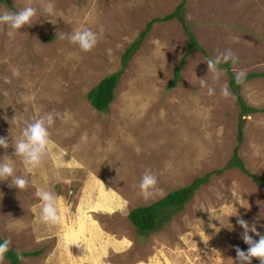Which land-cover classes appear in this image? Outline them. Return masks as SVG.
Here are the masks:
<instances>
[{"label": "rangeland", "instance_id": "obj_1", "mask_svg": "<svg viewBox=\"0 0 264 264\" xmlns=\"http://www.w3.org/2000/svg\"><path fill=\"white\" fill-rule=\"evenodd\" d=\"M181 1L48 0L52 13L40 10L41 0L0 3L13 12L26 5L38 9L31 26L11 31L0 25V137L9 140L0 159L7 155L15 175L29 181L22 191L10 187V179L0 181V238L10 239L16 252H40L20 264H236L235 248H248L237 216L249 223L259 217L263 233V187L227 165L238 147L245 170L264 179V112L243 117L238 145L240 110L228 70L220 64L222 74L214 80L205 61L231 49L236 63H226L234 77L241 70L243 79L264 73V0H185L183 23L155 22L132 48L149 23ZM77 28H103L104 34L83 52L60 38ZM187 33L198 48L170 87L187 51ZM114 73L120 74L112 103L99 112L86 95ZM239 87L246 105L264 109V78ZM47 112L59 114L49 129L52 149L26 173L12 145L26 121ZM145 170L158 181L148 196L139 188ZM203 177L188 202L156 230L140 233L129 222L132 210ZM37 188L60 197L58 223H44L39 208L33 211Z\"/></svg>", "mask_w": 264, "mask_h": 264}, {"label": "clouds", "instance_id": "obj_2", "mask_svg": "<svg viewBox=\"0 0 264 264\" xmlns=\"http://www.w3.org/2000/svg\"><path fill=\"white\" fill-rule=\"evenodd\" d=\"M53 4L48 0H41L40 10L46 13L53 12ZM38 9L31 5H26L20 8L19 11L13 12L7 8H0V25H6L11 31L21 30L24 26H31L34 18L37 17ZM11 31L9 34H11ZM104 29L93 31L89 28L74 29L70 35L60 36L61 39H67L70 43L77 45L83 52H90L103 37ZM236 56L231 49L218 52L214 57L206 59L209 74H212L214 80H219L222 74V69L218 66L222 63L231 61L236 63ZM245 73L243 70L236 74V83L241 84ZM206 79H201V84H205ZM208 94L213 95L214 89L208 87ZM221 94L224 97L229 96L227 87L221 88ZM58 113L47 112L38 118H34L31 122H25V126L21 130L20 137L15 139L14 155L21 158L26 173H31L38 165L41 164L43 157L51 151L53 141L50 139V127L54 125ZM5 137H0V148L8 149L9 143ZM10 187L19 191L24 190L29 181L24 176L15 175L14 162L5 155L0 159V181H9ZM157 177L150 170H145L139 183L141 192L148 196L157 188ZM35 196L39 200V204L35 205L33 211L39 208V219L44 223H58L60 221L58 201L60 197L52 191L44 188H37ZM261 215V214H260ZM257 222L249 223L237 216V223L243 230L240 233L241 240L248 245L247 251L235 248L237 253L236 264H252V261L258 260L259 264H264V234L257 230ZM258 237L257 239H254ZM11 245L10 239H5L0 242V260L9 251ZM215 252V250H213ZM17 258L20 261L24 260L22 253L17 251Z\"/></svg>", "mask_w": 264, "mask_h": 264}, {"label": "trees", "instance_id": "obj_3", "mask_svg": "<svg viewBox=\"0 0 264 264\" xmlns=\"http://www.w3.org/2000/svg\"><path fill=\"white\" fill-rule=\"evenodd\" d=\"M184 1L182 0L181 3L176 7L174 12L168 14L167 16L163 17L162 19L153 20L151 23L148 24V27L140 34L138 42H136L133 47L138 46L144 39L147 34L148 29L153 25V23L158 21H171L177 20L180 23H183V18L181 16V11L184 6ZM0 3L8 4V0H0ZM188 36V44H187V51L181 59L179 65L176 67L173 79L170 82V87H174L176 82L180 78V72L183 67L184 59L191 54V52L198 48V45L194 39V37L187 33ZM133 50V49H132ZM132 50H128L126 54L122 56V60L125 63L128 59L129 54H131ZM222 66L228 70L229 74V86L236 98L240 113H239V123H238V133H237V142L238 145L242 142L243 139V126H244V119L243 117L257 113V112H264L263 110H258L253 107H250L245 104L241 94H240V84L236 83V79L233 74L229 71V64L222 63ZM120 73H114L109 76L104 77L99 83L92 88L86 95L88 101L90 102L91 106L99 111L104 112L106 111L110 104L112 103L114 97V89L118 83ZM264 78V73L262 74H249L247 77L243 79V82L250 78ZM242 82V83H243ZM238 147L234 149L232 158L227 165V168H237L252 178L255 184L262 186L264 191V179L257 178L253 175H250L246 170L245 167L238 155L237 151ZM207 177L197 178L191 182V184L176 189L174 191L169 192L166 196H164L159 201L149 205V206H142L132 210L128 215V220L132 224V226L138 230L140 233H148L156 230L159 226L161 221H166L170 218L175 212L179 211L192 197L193 193L198 189L202 182L206 181ZM264 234V230L263 233ZM0 242H3V239L0 238ZM22 253V252H20ZM40 254L39 251L35 252H28L22 253L24 258L27 257H35ZM4 258L8 261V264H20V260L17 258V252L13 249H9V251L5 254ZM253 264H259L258 260L254 259Z\"/></svg>", "mask_w": 264, "mask_h": 264}]
</instances>
